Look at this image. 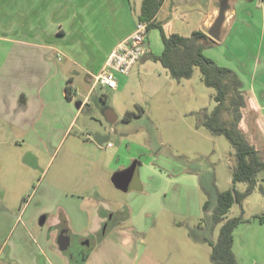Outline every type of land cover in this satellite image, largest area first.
I'll return each instance as SVG.
<instances>
[{
	"label": "rangeland",
	"instance_id": "rangeland-1",
	"mask_svg": "<svg viewBox=\"0 0 264 264\" xmlns=\"http://www.w3.org/2000/svg\"><path fill=\"white\" fill-rule=\"evenodd\" d=\"M234 3H238V9L243 11L237 10L231 28L222 29L217 45L207 49L205 55L239 75L248 101L243 112L245 135L256 144L264 159V0H237ZM152 47L154 54L163 48L160 38L156 42L155 35ZM146 59L134 66L132 74H117L119 84L124 82L120 88L99 85L90 97L91 112H85L80 123L86 127L92 122L96 127L97 132L93 133L90 128L85 130V135L102 134L112 128L111 142L115 149L122 147L118 156L120 165L129 169L136 166L141 181L151 188L159 183L167 188L168 195L161 196L163 205L159 215L154 213L149 231L142 237L145 249L136 264H213L210 259L212 247L203 239L216 241L218 237L220 227L216 230L211 227L212 208L218 191L233 189L235 164L234 150L226 137L213 135L202 123L203 113L211 112L217 105V91L204 84L198 67L191 79L178 81L171 78L159 62ZM80 79L81 84L76 80L73 83L78 85V94L73 93L72 88L71 98L65 94L74 104L84 98L82 91H87L84 78ZM67 85L66 82L63 85L65 90ZM57 98L58 95L54 98L55 108L58 107ZM105 109H111L117 116L114 125L106 122ZM127 112H134L137 117L127 122L124 120ZM54 119L62 122L59 129L65 128L66 115L63 121ZM80 136L84 137L74 129L69 139L62 143L60 136L45 143L38 140L25 143L20 139V147L13 149L15 143L13 150H8L10 154L0 139L1 204L18 213L22 204L27 203V215L38 214L40 220L41 188L52 183L57 187H73L71 194L79 195L87 210L95 204L97 223L98 216L116 210L110 200L123 204L125 195L120 191L124 189L116 188L113 180L116 171L111 172L109 166L115 150L106 148L107 143L101 147L103 152L94 150L77 138ZM123 138L127 139L124 145ZM48 148L50 150L45 151ZM26 151L36 155L38 170L31 168L30 171L23 164ZM134 156L135 160H140L136 165L132 160ZM10 168L23 176L10 178ZM118 174L116 178L121 180L123 175ZM134 176H137L136 172ZM258 181L257 190L242 204H234L228 213L229 218L243 216L245 221L233 233V251L239 264H264V193L259 190L260 186L264 188V172L259 174ZM246 188L245 183L236 184L240 192ZM84 192L92 193L93 198H86ZM208 199L212 206L205 212L204 204ZM76 204L78 207L71 209L73 217H77L78 212L87 216L80 202ZM47 227L48 231L55 230L53 226ZM71 229L76 232L73 227ZM74 241V246L80 243L76 237Z\"/></svg>",
	"mask_w": 264,
	"mask_h": 264
},
{
	"label": "crops",
	"instance_id": "crops-1",
	"mask_svg": "<svg viewBox=\"0 0 264 264\" xmlns=\"http://www.w3.org/2000/svg\"><path fill=\"white\" fill-rule=\"evenodd\" d=\"M223 1L162 0L153 22L160 24L167 35L190 36L195 31H203L209 36ZM235 1L227 2L224 29L231 28L237 10L243 11L238 9L243 1L240 5ZM142 3L143 0H0V139L8 154L11 153L8 150L20 147V139L25 143H32V140L45 143L60 136L62 143L69 139L74 129L84 135L77 137L81 142L103 152L102 146L93 140V134L85 135V130L90 128L93 133L97 132L95 125L89 122L83 126L81 116L91 112L90 97L99 86L95 77L103 70L115 47L133 33ZM154 35L156 42L159 38L162 42L160 30H150L151 54H154ZM162 51L163 48L154 55H160ZM80 77L84 78L87 91H82L85 96L76 102L82 103L77 108L73 100L66 98L63 85L71 81L68 85L78 94V85L73 83L76 80L81 84ZM57 95L59 101L55 108ZM53 117L64 120L65 128L59 129L62 122ZM113 132L111 128L102 134L110 136L108 143L112 147L105 143L106 148L115 150L114 158L109 161L110 171L120 174L129 168L119 163L122 147L115 149L111 142ZM122 140L124 145L127 139ZM25 154L22 161L25 167L30 171L31 168L38 170L36 155L29 151ZM135 157H132L133 161ZM139 161L135 160L134 165ZM9 170L10 178L23 176L21 172L16 174V170ZM135 172L134 179L138 181L128 190L120 191L125 195L123 204L110 200L116 210L98 216V223L95 204L91 210L84 208L79 195L71 194V186L59 188L52 183L41 188L40 220L38 214L27 215V203L22 204L17 213L0 202V264H136L145 249L142 237L148 233L154 213L159 215L163 205L161 196H167L168 191L162 183L151 188L141 181L137 168ZM84 194L86 198H93L92 193ZM77 202L87 216L78 212L77 217H73L71 209L78 207ZM49 225L55 230L48 231ZM60 228L67 229L74 239L84 242V257L71 259L60 250L57 240Z\"/></svg>",
	"mask_w": 264,
	"mask_h": 264
},
{
	"label": "trees",
	"instance_id": "trees-1",
	"mask_svg": "<svg viewBox=\"0 0 264 264\" xmlns=\"http://www.w3.org/2000/svg\"><path fill=\"white\" fill-rule=\"evenodd\" d=\"M162 6V0H143L137 22L149 24V32L158 28L161 32L163 51L160 55L150 54L147 58L159 62L171 78L182 81L193 77L194 69L198 67L203 75V82L209 88L217 91V105L211 112L203 113V125L216 136H225L234 150L235 164L232 170L233 189L217 192L216 204L212 208L211 227H220L216 241H203L212 247L211 262L213 264H239L234 248V231L242 222L243 216L229 218L228 213L234 204H242L258 188V176L264 172V159L256 144L251 143L245 135L244 110L247 109V96L244 84L233 70L220 66L205 55L207 49L217 45L203 31H195L190 36L179 34L167 35L160 24L153 22ZM71 81H69L70 84ZM65 94L71 98V87L67 85ZM143 112L142 109H140ZM137 117L134 112H127L124 120L129 122ZM245 183L244 192L236 189V184ZM264 193L263 186L259 187ZM211 201L204 204V211L211 209ZM243 215V214H242Z\"/></svg>",
	"mask_w": 264,
	"mask_h": 264
},
{
	"label": "built area",
	"instance_id": "built-area-1",
	"mask_svg": "<svg viewBox=\"0 0 264 264\" xmlns=\"http://www.w3.org/2000/svg\"><path fill=\"white\" fill-rule=\"evenodd\" d=\"M148 38L149 24L137 22L133 33L110 54L103 70L95 77L96 84L109 89L119 88L117 74L129 75L137 63L151 54ZM107 146L112 147V144Z\"/></svg>",
	"mask_w": 264,
	"mask_h": 264
},
{
	"label": "water",
	"instance_id": "water-1",
	"mask_svg": "<svg viewBox=\"0 0 264 264\" xmlns=\"http://www.w3.org/2000/svg\"><path fill=\"white\" fill-rule=\"evenodd\" d=\"M227 2H228V0H224L223 1L222 7H221V13L219 14V16L217 17L215 23L213 24V26L211 27V29L209 31V37L211 39L215 40V41L220 40L221 35H222V29H223V25H224V22H225V19H226V12L228 10ZM81 104H82L81 102L77 103L76 107L80 108ZM104 115H105L106 121L110 125H114L116 123L117 116L115 115V113L111 109H109L107 112H105ZM93 140L99 146H102L103 144L109 142L110 136L103 135V134L98 132V133H95L93 135ZM135 168L136 167L134 166V167H132L130 169H127V170L123 171L122 173L118 174L121 177L123 175V178L121 180H118L116 178L117 174L114 176L113 180H114L115 184L117 185L116 186L117 188L128 190L130 188V186L132 184H134L135 181L132 180V177H133ZM65 238H67V240L69 242V245H71L72 244L71 237L68 236V237H65ZM58 244H59L60 250L62 252L66 251V249L68 248V246L64 247V246L61 245V239L60 238L58 240Z\"/></svg>",
	"mask_w": 264,
	"mask_h": 264
},
{
	"label": "flooded vegetation",
	"instance_id": "flooded-vegetation-1",
	"mask_svg": "<svg viewBox=\"0 0 264 264\" xmlns=\"http://www.w3.org/2000/svg\"><path fill=\"white\" fill-rule=\"evenodd\" d=\"M109 109H105L103 111V115L105 112H107ZM105 117V115H104ZM106 120V118H105ZM107 122V121H106ZM108 123V122H107ZM109 124V123H108ZM110 125V124H109ZM126 170V169H125ZM135 176L133 174L132 180L134 181ZM71 237L72 239V244L69 245V242L67 240V238L65 237ZM59 238L61 239V245L66 247L68 246V248L66 249V251H64V253L71 259H75L77 260L78 258H81L82 256H85V246H84V242H80L77 246H74V244H76V242L74 241V235L69 232L67 229L65 228H60L57 234V240H59Z\"/></svg>",
	"mask_w": 264,
	"mask_h": 264
}]
</instances>
